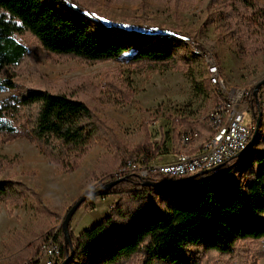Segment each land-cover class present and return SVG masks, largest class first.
Masks as SVG:
<instances>
[{
	"label": "trees",
	"instance_id": "trees-1",
	"mask_svg": "<svg viewBox=\"0 0 264 264\" xmlns=\"http://www.w3.org/2000/svg\"><path fill=\"white\" fill-rule=\"evenodd\" d=\"M208 1L205 10L209 18H220L244 50L264 54V2ZM63 5L72 12L57 8ZM93 9L91 0H0V91L14 87L15 70L28 52L13 37L25 33L35 38L45 53L64 59L101 63L128 55V62L138 70L184 67L186 58L177 52L145 45L147 41H176V36L112 28L97 21ZM190 46L206 51L196 42ZM83 81L53 90L37 85L1 100L0 141L23 137L64 173L78 169L93 146L109 147L113 155L100 164L99 188L123 177L114 171L127 153L84 98V93L93 94L96 86ZM110 85L124 101L129 99L128 93L133 94L130 89ZM258 93L264 111V83ZM251 102L254 104L253 97ZM178 122L184 130L195 131L198 140L213 133L206 121ZM131 151L146 160L159 155V147L150 144L147 137ZM247 152L208 174L174 186L141 185L131 176L116 182L101 195L117 197L106 215L78 235L69 229L72 257L66 264L84 263L94 255L95 264H201L200 256L190 254L192 247L202 248L205 264H217L219 258L228 264H257L258 259H264V150L250 157L236 179V167ZM147 179L169 182L180 178L153 173ZM27 190L20 181L4 179L0 181V203L19 206ZM31 195L36 212L53 213L35 191ZM88 204H93V198ZM47 235L49 232H42L7 264L38 256ZM245 241L254 242L256 247L250 263L242 261L235 251L237 244ZM66 250L62 242L61 260Z\"/></svg>",
	"mask_w": 264,
	"mask_h": 264
},
{
	"label": "rangeland",
	"instance_id": "rangeland-1",
	"mask_svg": "<svg viewBox=\"0 0 264 264\" xmlns=\"http://www.w3.org/2000/svg\"><path fill=\"white\" fill-rule=\"evenodd\" d=\"M91 1L94 5L93 17L109 27L176 36V41H147L145 45L177 52L186 58L184 67L179 70H138L128 62V55L101 63L64 59L45 53L28 33L19 34L13 38L27 49L28 54L15 70L14 87L0 91V101L25 93L37 85L53 90L83 80L91 82L96 89L93 94L84 93V98L94 114L112 129L121 142L127 153L124 160L137 155L131 149L147 137L150 144L159 147V160L164 162L183 150L177 132L184 130V127L178 120L207 122L205 117L208 111L214 107V103L220 102L218 86L209 83L206 60L213 59L227 92H252L253 87L264 80V54L244 50L230 37L220 18H209L205 10L208 0ZM57 8L65 13L72 12L67 5ZM191 42L202 45L206 51L201 53L193 49ZM110 84L123 90L130 89L133 94L128 93L129 99L124 101ZM251 98L246 102L253 113L254 122L260 112L259 138L256 137L246 155L241 157V163L236 167V179L240 178V172L250 157L264 150V111L260 109L258 95V106L255 100L254 104L251 102ZM248 120L246 114L245 122ZM203 140L195 138L192 144ZM189 146L184 144V152H194ZM112 155L111 148L97 144L86 154L78 169L64 173L53 167L40 149L25 138L0 141V181H20L29 189L19 206L0 203V264H7L18 252L30 247L42 232L50 234L55 229L61 232L67 210L86 192L98 188L101 181L100 164L108 162ZM120 167L114 172L117 173ZM32 191L40 196L52 214L36 212ZM113 198L117 199L116 196ZM88 201H84L76 211L81 214L74 226L76 231L91 226L103 211L99 204L96 210L90 211ZM108 203L105 204L106 208ZM255 250V244L251 241L240 242L235 248L242 261L248 263L253 260ZM190 254H197L201 264H205V258L201 257L202 248L192 247ZM217 264L228 263L224 258H219ZM257 264H264V259H258Z\"/></svg>",
	"mask_w": 264,
	"mask_h": 264
},
{
	"label": "built area",
	"instance_id": "built-area-1",
	"mask_svg": "<svg viewBox=\"0 0 264 264\" xmlns=\"http://www.w3.org/2000/svg\"><path fill=\"white\" fill-rule=\"evenodd\" d=\"M211 72H214L213 59L206 60ZM220 92V102L214 103L205 119L213 133L202 142L194 145V152H184V144H192L197 137L195 131L179 130L177 132L183 148L171 162H162L159 156L146 160L143 155L137 154L126 158L117 173L131 176L138 181L147 179L149 174H159L169 178H183L199 171L211 169L231 161L237 154V149L243 147L249 136V130L254 127L253 113L248 109V102L252 96L249 91H228L225 83L215 78ZM253 97V96H252ZM245 101V103H243ZM249 120L245 122V115ZM104 196L93 198L90 211L95 210ZM113 202L108 203L107 211L112 208ZM61 232L55 229L47 235L40 244V253L31 257L22 264H59L61 262Z\"/></svg>",
	"mask_w": 264,
	"mask_h": 264
},
{
	"label": "water",
	"instance_id": "water-1",
	"mask_svg": "<svg viewBox=\"0 0 264 264\" xmlns=\"http://www.w3.org/2000/svg\"><path fill=\"white\" fill-rule=\"evenodd\" d=\"M264 83V80L259 81L254 87H253V91H252V96L255 100L256 105L258 106V102H257V95H258V90L259 87ZM259 117H260V112H258V115L255 119L254 122V129L251 133V136L247 142V144L245 145V147L240 150L235 156L234 158L240 157L242 156L246 151H248V149L253 145L254 141L256 140L257 134H258V127H259ZM221 165L213 167L211 169H206V170H202L199 171L195 174L177 179V180H173V181H169V182H160V181H151L148 179H142L141 180V185H146V186H153V187H167V186H174V185H178L182 182H186V181H190L195 179L197 176H201V175H205L208 174L210 172H212L213 170H216L217 168H219ZM127 177L123 176L121 178H118L116 180H112L109 181L107 183H105L104 185H102L101 187H99L98 189L91 191L89 193H86L85 195L79 197L67 210L65 216L63 217L62 223H61V232H62V239H63V245L64 247L67 249L66 253H65V257L61 260V262L59 264H66L72 257V249H71V240H70V234H69V222L73 216V214L77 211V209L79 208V206L84 202V201H88L91 198L97 197V196H101L103 193H105L111 186H113L116 182L120 181V180H125ZM69 250V251H68Z\"/></svg>",
	"mask_w": 264,
	"mask_h": 264
},
{
	"label": "crops",
	"instance_id": "crops-1",
	"mask_svg": "<svg viewBox=\"0 0 264 264\" xmlns=\"http://www.w3.org/2000/svg\"><path fill=\"white\" fill-rule=\"evenodd\" d=\"M190 145V148L191 149H194V145H191V144H189ZM175 158H176V155L173 157V158H170V159H167L166 161H164V162H171V161H174L175 160ZM116 200V198H113V196H107L106 197V200L105 201H103V202H100L99 203V208H102L103 207V211L102 212H100V214L97 216V218H96V220H94L95 222L97 221V220H99L100 218H102L104 215H106V213H107V208H106V206H105V204H106V202L108 203V202H114ZM97 209V208H96ZM95 209V210H96ZM89 210H90V208H89ZM93 211V210H92ZM80 216H81V214L80 213H74L73 214V216H72V220H70L71 222H69V226H70V230L71 231H73V233L75 234V235H78L84 228H82L81 230H78V231H76L75 230V228H74V226L78 223V221L80 220ZM94 223V222H93ZM96 259H97V256L96 255H94L93 256V258H91V259H89V260H87L86 262H84L83 264H95V262H96Z\"/></svg>",
	"mask_w": 264,
	"mask_h": 264
},
{
	"label": "bare ground",
	"instance_id": "bare-ground-1",
	"mask_svg": "<svg viewBox=\"0 0 264 264\" xmlns=\"http://www.w3.org/2000/svg\"><path fill=\"white\" fill-rule=\"evenodd\" d=\"M213 68H214V72H211L209 65L207 66V74H208V80L209 83L213 86H218V83L215 82V78H219V81L223 82L224 80H222V78H220L219 76V71L217 69V66L213 63ZM207 117V116H206ZM253 131V127L251 130H249V136L248 139L246 140V142L249 140V137L251 136V132ZM246 144V143H245ZM244 144V145H245ZM245 146L240 147L239 149H237V153L242 150ZM190 148V146H189Z\"/></svg>",
	"mask_w": 264,
	"mask_h": 264
}]
</instances>
